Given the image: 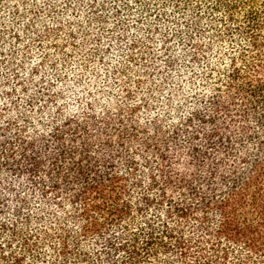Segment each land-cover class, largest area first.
<instances>
[{
    "label": "trees",
    "instance_id": "obj_1",
    "mask_svg": "<svg viewBox=\"0 0 264 264\" xmlns=\"http://www.w3.org/2000/svg\"><path fill=\"white\" fill-rule=\"evenodd\" d=\"M0 264H264V0H0Z\"/></svg>",
    "mask_w": 264,
    "mask_h": 264
}]
</instances>
